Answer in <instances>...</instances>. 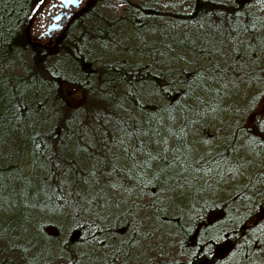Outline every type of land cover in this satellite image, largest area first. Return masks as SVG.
I'll return each mask as SVG.
<instances>
[{
    "label": "trees",
    "instance_id": "trees-1",
    "mask_svg": "<svg viewBox=\"0 0 264 264\" xmlns=\"http://www.w3.org/2000/svg\"><path fill=\"white\" fill-rule=\"evenodd\" d=\"M122 1L119 15L96 5L76 14L51 52L37 33L29 34L38 14L35 30L43 20L42 0H0V194L26 197L23 205L0 204L5 209L0 218L6 213L23 223L6 239L22 238L31 229L42 234L48 228L43 219L32 223L36 215L66 212L72 221L77 216L72 232L78 226L84 243L110 237L114 220L99 206L129 183H141L135 177L116 184L106 171L107 155L122 143L134 142L139 150L135 137L145 128L144 149H158L152 152L161 156L152 157L158 168L131 159L132 171L142 166L139 174H164L163 185L147 179L155 192L149 206L165 187L169 194L178 189L197 194L201 206L197 212L189 208L188 223L209 211L207 234L224 237L212 243L209 264H264V132L256 126L264 104V0ZM64 84L97 95L102 103L93 107L90 120L80 117ZM123 110L133 120L130 130ZM108 111L120 117L112 119ZM190 146L200 154L193 165L186 159ZM71 148L69 157L62 155ZM11 158L18 159L9 163ZM64 164L70 175L54 172ZM91 170L99 171L98 181L80 179ZM203 180L228 186L221 197L224 210L210 206ZM80 186L89 191L78 193ZM32 192L45 200L31 202ZM237 193L243 199L239 206ZM185 207L179 204L175 211ZM31 208H37L35 216ZM150 215L163 219L157 207ZM7 244L14 250L19 241ZM222 247L227 251L220 257ZM93 256L89 252L83 264Z\"/></svg>",
    "mask_w": 264,
    "mask_h": 264
},
{
    "label": "bare ground",
    "instance_id": "bare-ground-1",
    "mask_svg": "<svg viewBox=\"0 0 264 264\" xmlns=\"http://www.w3.org/2000/svg\"><path fill=\"white\" fill-rule=\"evenodd\" d=\"M69 24L66 26L65 30L68 28ZM65 30L61 33L63 34ZM42 44L49 48V45L45 43ZM66 86H67L66 84L63 85V87ZM202 96L206 99L208 98L206 95H202ZM136 98H137L136 100L139 99L138 97ZM128 110L131 111L135 116V111L133 109L132 110L128 109ZM122 113L123 114L121 116H123V123L125 122V126H127V130H130V128L132 129L133 120L131 117H129V113H127L125 110H123ZM110 115H113V113ZM110 117L114 119L120 116L113 115ZM143 130L144 131L142 135H138L135 137L137 143L141 141L139 145L140 147L139 150L134 149L135 146L134 142H133L134 144L132 142H129L130 145H128L127 149H126V144L122 143L121 148L118 146V148H113L111 149V151H109L107 155V159L110 161L109 162L110 164L106 167V171L112 173L110 175V178H112L116 184H120L119 179L121 180L122 177H127V176L138 177L141 184H137L136 182L133 183L131 182L128 184V191L130 192L129 198L135 199L136 201L142 200L147 204H149L151 201L153 202V197L155 196V192L153 191V188L150 187L149 184L147 183V179L148 182L151 183V185H154L156 183H160L161 185H163L162 180L164 178V174L161 171L158 172L157 175L154 174L153 176L152 174L148 175L145 172L139 174L140 172L145 171V169L142 166H139L137 169L132 171L133 163L131 159L135 160L134 161L135 165H138V163H142L147 169H149L150 167L151 168L155 167V169L157 170L158 167H156L154 165V162H152L153 161L152 157H157V156L161 157L160 154L158 153L157 156L152 155L153 153H156L158 151L157 148H155V152L152 151L153 153L151 152V150L144 149L146 148L144 145L147 144L146 143L147 129L143 128ZM136 132L140 133L141 132L140 128H138ZM124 138L125 137H123V139ZM188 151H189V155L187 156L186 159H188V161L193 165L196 158L199 157L200 155L199 151H197L196 146H190ZM172 153L173 152H169V155L172 156ZM148 155L151 158L148 157ZM14 160H17V158L16 159L11 158L9 160V163L14 162ZM18 160L20 161L22 166H23V161H26L25 165L27 164V159L25 158L20 157ZM205 177L206 176H203L204 179ZM201 183L203 184V186L204 184H206V187H204L203 190L205 191L206 196L210 197L209 198L210 206L212 208L215 207L214 210L218 208L219 211L224 210L225 204L222 203L221 197H223L224 191L227 189L228 186L226 185L218 186V184H211L209 181H204V180L201 181ZM236 187L238 188V186ZM163 191H164L163 196L157 199L154 206L157 207L160 211H162L163 219H165L166 222L163 221L160 215H159L160 217L158 216L157 218L151 220L153 216V215L152 216L149 215L151 211H149L148 208H145L142 204H139L137 206L139 207V209H127V206L125 204L126 201L122 198L121 194H117V193H113L111 197H109V199L105 201L102 207L101 204L99 206V210L105 211L108 215H110V217L113 218L114 223H116L121 228L122 226H131V225H138V226L141 225V227H143L145 223H148L151 220L149 222V228H148L149 230L147 232V237L151 239V241H153L154 245L163 246L164 250L165 248L168 249V247L175 249L174 247L178 246L180 247L179 248L180 251L190 253L189 258H196L198 254L196 256H193L192 251H197L200 247H202V245L201 243L200 245L198 244L191 245L192 243H186L187 234L189 232L191 225L193 224V223H188L187 217L189 216V208L192 207V209L195 212L199 211L198 207L201 206V203H199L200 200L199 198L197 199V197L200 196H198L197 194L188 193V191L185 189L182 190L178 189V191L175 190L171 194H169L168 189L165 187V190ZM189 195L191 196L188 198ZM234 197H235L234 201L236 205L239 206L240 200H243L241 199L240 193H237L236 195H234ZM177 202L184 207L186 206L183 211L181 212L180 210L175 211L177 206L179 205ZM192 203L195 204L192 205ZM1 209L2 207L0 206V212ZM3 210L5 212L4 208ZM66 211H68V209H65V212ZM209 216H210L209 211L208 212L203 211V213L198 214V216H196L195 214L192 215L191 219L194 222L199 221L200 223L206 224V221L209 218ZM5 217H6V213H5ZM14 217L12 216L10 220L8 218H0V219H5L7 221V226H5L3 228V231L0 233V241L2 242L6 241L7 240L6 236L16 231L13 225L17 223L19 219L18 216H16V219H14ZM43 220L45 221L43 222L45 227L50 229V227H55L54 225H57L58 221L66 220L70 222L71 214L57 215L55 217H52V219L44 218ZM200 223L198 225L199 230L201 228H204V226ZM68 225L69 223L67 222H63V223L60 222V224L57 225V227L59 228L55 230L56 233L54 234V236L58 233L57 235L58 237H60V234L62 232L61 229L62 230L63 228L65 229L66 226ZM41 231L42 229L40 230L31 229V233L29 235L27 234L21 238V240L19 241V245L15 246L14 248L15 250H17L18 259L24 261H31L34 260L33 258H35L34 261L38 262L37 264H42L44 260H50V259L52 262H54L55 259H62V260L66 259L68 261L70 259V257L68 256V252L71 249H73V251L75 252L77 250H81V252H83V257L86 258L88 256V253L92 251L94 246V243H92V241L87 240L84 243L85 239H81L80 242L76 244V246L71 245L72 248L68 247V249H66L62 247V243L60 241L58 242L54 239L55 238L54 236H49L48 233L46 232L47 230H44L42 234L40 233ZM94 231H96L97 234L98 229H94ZM69 233L70 232H68V234ZM67 236L68 239L69 237L72 238V236L70 235ZM100 239H102L103 242H106L107 237L104 236L101 237ZM59 240H63V238L60 237ZM55 242L56 244L54 245L53 243ZM5 244H7V242H5ZM31 251H33V253ZM160 254L162 257L167 255L166 252H161ZM179 258L185 259L187 257H185L184 255H179ZM86 264H96V263L87 262Z\"/></svg>",
    "mask_w": 264,
    "mask_h": 264
},
{
    "label": "flooded vegetation",
    "instance_id": "flooded-vegetation-1",
    "mask_svg": "<svg viewBox=\"0 0 264 264\" xmlns=\"http://www.w3.org/2000/svg\"><path fill=\"white\" fill-rule=\"evenodd\" d=\"M84 2L85 0H82L81 5L84 4ZM78 9H76L74 6L67 7L61 0H48L43 9V20L40 22L38 29L36 30L39 41L47 45H51L55 38L65 30L66 26L69 24V21L73 19ZM68 15H71V17L67 18ZM59 26H62L61 30L59 29ZM126 145H130V143H126ZM135 177H122L121 180L124 179L131 181L135 179ZM118 194H121L122 198L126 201L125 204L127 209H139V207H137L139 204H142L145 208H148L149 211H151L150 214H152L156 209L155 206H153V208L152 206H149L152 201L147 204L141 199V201L130 199V192L128 190L119 191ZM149 222L145 223L143 227H141V225H131L122 226V228L114 222L109 223V227L111 228V232L109 234L110 237L106 239V242H103L102 239L96 240V243H94L93 249L91 251V253L94 254L96 258L93 256L91 262L96 264H209L211 252L207 256L204 254H198L196 258H189L190 253L180 251V247L178 246L174 247L175 249L168 247V249L165 248L164 250L163 246L154 245L153 241L147 237ZM209 222L210 216L207 219L206 224L200 223L199 221L193 222L191 225V228L192 226L193 228L189 229L186 237V243H192L191 245H200L202 240L201 238H204V236L207 235V232L209 231L207 228ZM199 223L202 224L204 228L199 230ZM77 229L78 226L75 227L76 231L74 233L71 232L73 233V235H70L72 238L69 237L68 239L65 237L63 240H61L62 247L66 249H68V247L72 248L71 245L76 246V244L80 242V232ZM47 232L49 233V229H47ZM59 238L60 237H57L56 241H58ZM204 251L208 252V249L205 248ZM217 251L221 257L224 256L227 249L226 247H222ZM31 252L33 253V251ZM161 252H166L167 255L162 257L160 254ZM179 255H184L187 258L181 259L179 258ZM68 256L70 257L68 261L66 259H59L60 261L62 260L60 264H83L84 259L87 260V257H83V252H81V250H77L75 252L73 249H71L68 252ZM33 259L35 260V258ZM34 260L28 261L27 264H36L37 262ZM55 261L57 260L55 259ZM42 264H52V261L51 259L44 260Z\"/></svg>",
    "mask_w": 264,
    "mask_h": 264
},
{
    "label": "rangeland",
    "instance_id": "rangeland-1",
    "mask_svg": "<svg viewBox=\"0 0 264 264\" xmlns=\"http://www.w3.org/2000/svg\"><path fill=\"white\" fill-rule=\"evenodd\" d=\"M47 1L48 0H42V7L40 8L39 12L42 13V10L44 9V6H45ZM107 4H104L103 2H100V4H98V3L96 4V0H85L84 4L78 10L77 14H84L87 10H89L90 7L92 8V7H94L96 5L97 9H99L101 7L102 8L107 7L108 10H110L111 12H114L115 14L119 15V13L122 12L123 8L125 7V5H124L122 0H108ZM41 17L42 16H39V14H38V16L35 18V21L30 25L29 34H31V36L33 38H34V36H36V33H37L36 30H35L36 24H37L38 20L41 19ZM77 17L78 16H76V18ZM71 20L69 21V23L71 22ZM62 37H63L62 33L56 37V39L53 41V43H51V45H49L48 49H51L49 51L52 52V51H56V49H58V46H59L60 41L62 40ZM96 65H99V64L96 63ZM65 91H66V94L69 97L70 102L73 105L77 106L76 109L79 112L80 117H82V119L85 118V121L86 120L88 121V120L91 119V111H92L93 107H96V106L98 107L102 103L97 98L96 94L88 96V94L86 92H84L83 90H81L79 88H76L74 86L73 87L66 86L65 87ZM106 106L109 107L110 106L109 103H107ZM262 108H264V104L261 105V110H262ZM95 111L99 112V109H97ZM65 112H67V111H65ZM108 112L112 113V111H108ZM104 115H106V114H104ZM254 117H255V115L251 116V119H250L251 122H253L252 120H254ZM99 143H100V146H101L100 148L105 150L106 147H103V140L102 139L99 140ZM69 151L74 152V150L71 148V150H68V151L64 150L62 155H65L66 157H69L70 154H71V153H69ZM102 153H104V152H102ZM84 154L85 153H81L80 156L85 157ZM99 155L102 156L101 153H99ZM61 159H62V157H61ZM58 162H59V164H62L63 161L62 160H58ZM25 163H26V161H23V166H24L25 170H28V166L25 165ZM58 167H59V169H57V171L54 170L55 173L58 172L59 174L60 173L61 174L64 173V174L70 175L69 173H71V170L69 169V167H66L65 164L63 166L59 165ZM99 178H101V175L99 174V171H96V170L95 171L91 170V171H87V173L80 174V179L86 180L87 183H92L95 180L98 181ZM78 190H79L78 193H85V192L89 191V189L87 187H83V186H80ZM1 195L2 194H0V204L2 203V204H5V205H11V206L23 205L24 201L26 199V197L23 196V195L22 196H20V195H16V196H14V195H5V196H3L2 195L1 196ZM49 196H54V194L50 193ZM28 199L31 202H34V199L38 200L39 203H42L43 200H45L43 194L39 195V196H35V194L33 192L29 194ZM36 209L34 208V212L32 211V208L30 210H27V211L28 212L32 211L34 213V216H35L36 215ZM1 213H4V212L1 210ZM66 214H70V213L66 212ZM1 216L3 217V215H1ZM71 217H72V215H71ZM5 218H8L10 220L11 215L8 216V214H6ZM76 218H77V216H73V218H72L73 221L70 220V222L66 221V220L57 222V225H59L60 222L61 223H63V222L69 223V225L66 226L65 229L64 228H63V230L61 229L62 232L60 231L61 232L60 237L65 238V237H68L67 235L73 234L71 232L74 230L73 229V227H74L73 223L75 222L74 220ZM34 219L35 220L32 223H39L40 222L39 220L40 219H44V218H42L41 216L38 217V215H36ZM42 222H45V221L43 220ZM20 225H21V222H17V223H15L13 225V227L17 231V230H19V228H21ZM31 225H33V224H31ZM31 225H30V227H31ZM57 225H54L55 227H50V229H49V234L50 235L51 234L54 235L56 233L55 230L59 228V227H57ZM5 226H7V221L5 219H0V233L3 231V228ZM69 231H71V232L68 234ZM15 234H18V233L15 232ZM20 240H21V238H15L13 235H10L6 241H4V242L0 241V264H25V262L23 260H20V259L17 258V250H15V249L12 250V249H10L8 244H5V242H7V241L12 242V243H17V241H20ZM58 242H59V240H58ZM60 242H61V240H60ZM1 243H3V244H1ZM53 244L55 245L56 242L53 243ZM56 260L57 261L52 262V264H60V262L62 261V260L60 261L59 259H56Z\"/></svg>",
    "mask_w": 264,
    "mask_h": 264
},
{
    "label": "snow or ice",
    "instance_id": "snow-or-ice-1",
    "mask_svg": "<svg viewBox=\"0 0 264 264\" xmlns=\"http://www.w3.org/2000/svg\"><path fill=\"white\" fill-rule=\"evenodd\" d=\"M167 89H165L166 91ZM257 128L261 131L264 132V108H262V118L260 120V122L256 125ZM224 237L221 236H213L210 233L207 234L202 240H201V245L202 247H200L197 251H193L192 255L196 256L197 254H204V255H208L211 252V245L213 242L219 243ZM207 248L208 252H205L204 249Z\"/></svg>",
    "mask_w": 264,
    "mask_h": 264
},
{
    "label": "water",
    "instance_id": "water-1",
    "mask_svg": "<svg viewBox=\"0 0 264 264\" xmlns=\"http://www.w3.org/2000/svg\"><path fill=\"white\" fill-rule=\"evenodd\" d=\"M67 7L73 5L76 8H79L82 0H61ZM71 15H68L67 18H70ZM59 29H62V26H59Z\"/></svg>",
    "mask_w": 264,
    "mask_h": 264
}]
</instances>
